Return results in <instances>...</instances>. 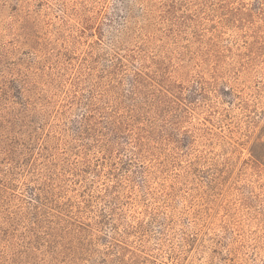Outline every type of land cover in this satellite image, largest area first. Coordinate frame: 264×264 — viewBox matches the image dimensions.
Here are the masks:
<instances>
[{"label":"rangeland","instance_id":"rangeland-1","mask_svg":"<svg viewBox=\"0 0 264 264\" xmlns=\"http://www.w3.org/2000/svg\"><path fill=\"white\" fill-rule=\"evenodd\" d=\"M0 264H264V0H0Z\"/></svg>","mask_w":264,"mask_h":264}]
</instances>
